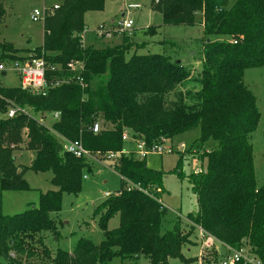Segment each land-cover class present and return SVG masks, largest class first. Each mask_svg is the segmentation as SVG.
<instances>
[{
    "label": "trees",
    "instance_id": "obj_1",
    "mask_svg": "<svg viewBox=\"0 0 264 264\" xmlns=\"http://www.w3.org/2000/svg\"><path fill=\"white\" fill-rule=\"evenodd\" d=\"M104 6L105 0H63L45 19L42 46L27 56L0 42V63L33 56L55 67L48 70L46 95L22 85H0V113L16 105L34 114L0 118V197L4 191L30 189L24 178L27 169L52 172L55 187L42 192L39 203L23 213L1 217L0 255L9 264H112L116 258L122 264H138L141 256L151 264H170L171 259L193 264L197 258L186 257L183 248L192 244L191 235L199 225L232 248H248L264 264V185L257 186L251 142L261 113L244 81L247 69L264 66V0H154L153 9L162 14L165 25L203 26L201 68L195 73L169 55L139 54L149 42H137L134 33L120 45H83L86 13ZM5 13L0 0V23ZM157 32L155 26L144 31ZM72 62L83 69L71 71ZM62 79L69 82L57 85L55 81ZM56 112L57 120L52 116ZM97 122L102 130L94 133ZM195 128L201 136L193 147L207 160L203 171L188 176L199 210L186 217L191 222L189 232L179 219L165 231V172L149 167L146 159L121 153L123 133L129 130L151 146ZM56 134L81 140L104 158L111 151L121 153L111 167L123 185L95 209L103 240L95 244L81 238L72 252L51 250L44 233L58 237L53 214L62 209L64 193L81 192L85 172L92 171L94 164L87 157L64 152ZM22 149L34 152L29 167L16 163L14 152ZM175 171L184 178L180 169ZM125 179L143 190H129ZM116 215L119 226L109 229Z\"/></svg>",
    "mask_w": 264,
    "mask_h": 264
},
{
    "label": "rangeland",
    "instance_id": "obj_2",
    "mask_svg": "<svg viewBox=\"0 0 264 264\" xmlns=\"http://www.w3.org/2000/svg\"><path fill=\"white\" fill-rule=\"evenodd\" d=\"M6 10L0 23V42L9 43L20 51V55L27 56L31 50L42 46L45 26L44 20H32L35 9L45 11L48 17L61 6L63 0H2ZM154 0H105L104 9L89 11L85 15L86 29L84 31L85 46L106 47L124 43L125 36L134 33L137 42L148 41L146 49H140L139 54H166L173 60L182 63L198 72L201 68L200 56L204 36L203 26L165 25L160 12L153 9ZM140 5L138 9H130L131 5ZM124 18L134 23L131 30L123 31L121 22ZM104 27V33L110 36L101 37L99 27ZM158 27L155 35L145 34L150 27ZM172 43H176L172 45ZM3 51L0 49V56ZM10 59L2 61L10 66ZM5 73V74H4ZM246 85L256 96L257 107L261 119L256 131L251 136L255 162L257 186L264 185V66L247 69L244 76ZM0 85L6 87H19L21 80L12 70L0 71ZM7 117L0 113V118ZM40 117L39 115L37 116ZM41 118V117H40ZM47 120V119H46ZM201 136L199 128L192 129L172 139V152L151 153L146 157L147 165L151 168L165 172L162 201L168 208V215L164 221V230L172 228L177 219L182 220V228L187 233L191 230V223L187 221L188 215H195L199 210L198 197L193 191L188 176L197 173L207 166V160L200 157L202 151L193 147ZM125 149L136 153L137 146L133 142H125ZM16 163L22 167L30 166L34 160V152L27 149L14 152ZM101 162L93 161L92 171H86L82 190L79 194L64 193L62 209L53 214L58 221L59 235L44 233L45 243L55 251L58 248L72 252L81 238L91 239L95 244L103 240V231L99 227V215L95 214L96 207L105 200L107 192L114 193L122 185V178L111 167L113 161L97 155ZM182 162H181V161ZM181 162V163H180ZM180 169L184 178H180L175 170ZM52 172H35L27 169L24 178L30 185L29 190L4 191L0 197V219L2 216L23 213L30 206L39 203L42 192L54 190L51 180ZM182 218V219H181ZM120 217L116 215L109 223V229L119 226ZM192 244L183 248L186 257H195L199 252V238L195 227L191 235ZM0 264H9L7 259L0 255ZM112 264H122L116 258ZM129 264V263H127ZM138 264H151L150 260L141 256ZM170 264H186L179 259H171Z\"/></svg>",
    "mask_w": 264,
    "mask_h": 264
},
{
    "label": "built area",
    "instance_id": "obj_3",
    "mask_svg": "<svg viewBox=\"0 0 264 264\" xmlns=\"http://www.w3.org/2000/svg\"><path fill=\"white\" fill-rule=\"evenodd\" d=\"M59 5H55L53 9H57ZM130 9H138L140 5H131ZM46 10L40 11L35 9L32 14V20L40 21L46 18ZM133 21L131 19L124 18L121 22V29L123 31L131 30L133 28ZM98 34L101 37L110 36V32L104 33V27L100 26L98 30ZM81 42L84 44V34L81 35ZM68 68L71 71L74 70H82L83 66L79 63H70L68 64ZM51 69L52 71L55 70V67L50 68L45 59L43 57H26L22 60H12L10 66H6L3 62L0 63V71L6 72L7 70L14 71L21 80V85L24 89L30 90L34 94H42L46 95L48 89L50 87V82L48 79V70ZM77 81L80 83L82 88L85 87V83L83 79L78 76ZM56 84H60L62 82H69V80L62 79L55 81ZM28 114L30 116H34L33 111L28 108H22L16 105H11L6 116L8 118H14L18 114ZM54 119H59L60 113L56 112L52 114ZM42 118V117H41ZM43 124H47L45 120L42 118L40 119ZM48 125V124H47ZM49 126V125H48ZM92 130L94 133H98L102 130L101 123H94L92 126ZM57 135V134H56ZM58 138L63 143V151L74 155L77 158L87 157L93 161L101 162L97 155L91 151H89L81 140H70L61 135H57ZM123 141L124 142H133L137 146V152L132 153L127 151L125 148L122 150L121 153L125 155H134L139 159H146V157L151 153H164V152H172V139H162L161 144H154L148 146L144 140H142L139 136L133 135L129 130H125L123 133ZM120 152H108L105 154V159L114 161L118 158L121 154ZM203 171L201 169L199 172ZM198 173V172H197ZM85 178L87 176L85 175ZM127 182L128 189L130 190L133 187H137L141 190L142 188L139 185H134L133 183L124 180ZM112 193L107 192L105 194L106 197L110 196ZM190 222L189 220H187ZM191 223V222H190ZM198 238H199V252L196 256L197 260L193 264H263L261 260L254 254L250 252L248 248L241 247V248H232L219 240L201 226H196ZM216 256V259L211 261H207V258L210 256Z\"/></svg>",
    "mask_w": 264,
    "mask_h": 264
},
{
    "label": "crops",
    "instance_id": "obj_4",
    "mask_svg": "<svg viewBox=\"0 0 264 264\" xmlns=\"http://www.w3.org/2000/svg\"><path fill=\"white\" fill-rule=\"evenodd\" d=\"M196 257V256H195Z\"/></svg>",
    "mask_w": 264,
    "mask_h": 264
}]
</instances>
